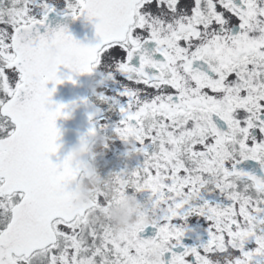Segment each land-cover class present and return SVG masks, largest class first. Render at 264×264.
I'll return each instance as SVG.
<instances>
[{"label": "snow or ice", "instance_id": "6c2138e0", "mask_svg": "<svg viewBox=\"0 0 264 264\" xmlns=\"http://www.w3.org/2000/svg\"><path fill=\"white\" fill-rule=\"evenodd\" d=\"M66 5L65 16L98 18V42L49 25L50 0H0V264H149L144 247L159 243L158 264H264V175L246 167L264 169V0ZM79 74L98 75L94 94L120 115L110 125L97 108L89 134L111 127L142 157L86 206L72 154L51 158L68 115L55 85ZM130 187L150 195L135 227L117 231L106 210ZM192 216L209 224L195 246L183 242Z\"/></svg>", "mask_w": 264, "mask_h": 264}, {"label": "water", "instance_id": "95a60500", "mask_svg": "<svg viewBox=\"0 0 264 264\" xmlns=\"http://www.w3.org/2000/svg\"><path fill=\"white\" fill-rule=\"evenodd\" d=\"M96 23H98V18L96 17L88 19L85 14L78 18H72L71 16H65L63 13H59L58 11L50 13L48 18V24L52 27L67 25L71 35L83 44H95L98 42L99 37L95 27ZM60 53L61 47L59 45L51 49L49 52V63H54L56 57L60 55ZM61 71L70 72L69 69L64 68L63 66H61ZM91 76L92 74H79L74 77L76 83L65 79L63 83L55 85L56 91L53 93L52 100L56 103L68 105L65 109L68 115L66 117H58L56 121V125L60 130V137L57 141L60 148L57 153H54L51 156L52 160L56 163L62 162V160L72 152V149L79 144L80 140L89 134V129L93 126V121L90 120L89 117L91 113L96 112L98 107H96L88 98V84ZM48 86L53 87V84L50 82ZM85 99L87 102H85ZM52 106L54 107L55 105ZM101 115L102 111L97 113L96 117ZM93 133H96V131ZM107 152L108 150L105 149V153ZM76 163L79 165L80 171L74 178V184L72 187L75 188L74 195L75 199L78 201L79 195L77 182L79 175L82 171L87 172L91 163L89 162V156L86 161ZM260 175L263 174L260 173ZM93 203L92 200L90 203H83L81 205L86 206ZM149 229H153V232L149 236L155 235L157 230L151 227ZM149 236H145L144 238H148Z\"/></svg>", "mask_w": 264, "mask_h": 264}, {"label": "clouds", "instance_id": "9594fccd", "mask_svg": "<svg viewBox=\"0 0 264 264\" xmlns=\"http://www.w3.org/2000/svg\"><path fill=\"white\" fill-rule=\"evenodd\" d=\"M25 40H29L32 36L31 30H26L23 33ZM75 63V60H73ZM89 87L94 93L97 89L95 80L90 82ZM111 139L106 133L96 132L88 134L83 137L79 144L72 149V158L74 162L86 161L89 154L93 153L97 149H102L107 145L108 140ZM131 143V142H129ZM113 183L112 179L106 180L102 177L95 167L92 165L88 171L77 182L79 200L78 203H90L98 194H102L105 191V185ZM144 205L138 201L134 196L129 197L118 208H114L111 213V223L117 231H128L134 228L138 219H140L139 213ZM152 217H145L146 222L151 220ZM164 248L161 243L159 248L150 250V254L155 258H160L162 249Z\"/></svg>", "mask_w": 264, "mask_h": 264}, {"label": "rangeland", "instance_id": "374dc122", "mask_svg": "<svg viewBox=\"0 0 264 264\" xmlns=\"http://www.w3.org/2000/svg\"><path fill=\"white\" fill-rule=\"evenodd\" d=\"M51 3H53L57 9L58 12H64L65 8H66V0H50ZM37 12H40V9H35ZM110 88V87H109ZM107 88L108 93L112 94L111 92L116 89L115 87L112 88ZM102 90L101 88H99V84L97 83V91ZM105 122V121H102ZM112 124H114V121L112 122ZM111 142V143H110ZM107 143H110V146H113V151H114V157L111 160L112 166H115V168L109 172L100 174L102 177H104L106 180H108L109 178L112 179V174L113 173H117L120 172L123 169H131L137 166V164L140 162L141 158H138L136 156H129L128 152L132 150L133 145L131 143H127L121 139H118L117 141L115 140H108ZM94 156L97 154L99 155L101 158L102 157V150L101 149H97L96 151H94L92 153ZM92 160L94 162L95 158L93 156ZM259 166V164H258ZM260 167V166H259ZM264 171V169H262ZM83 177V176H82ZM81 177V178H82ZM112 185V183L106 184L105 185V191L108 190L110 188V186ZM150 193L147 191H143V192H137L135 188H129L127 190V195L119 200L118 202H115L112 204V206L107 209V215L109 216L110 220V213L114 208H118L121 204H123L129 197L134 196L138 201H140L144 207L142 208L141 212L139 213L140 219H141V214L144 211L145 208V202L148 200ZM96 198H94L95 200ZM140 219L137 220L136 224L140 221ZM135 224V225H136ZM188 230L186 231V234L183 238V242L184 239H192L194 241V244H191L190 242H184V244H187L189 246H195V245H199L202 242H206L207 240L206 237L209 239V235H208V221L206 220V218L204 217H199V216H192L188 219ZM135 227V226H134ZM161 245V243L159 244H155L152 246H145L144 247V253H145V260L149 261V264H158V261L160 258H155L150 254V250L152 249H156L159 248ZM255 244L254 242L250 243L248 245V247H254ZM180 250V249H179ZM163 255V249L161 251L160 257Z\"/></svg>", "mask_w": 264, "mask_h": 264}, {"label": "flooded vegetation", "instance_id": "af4514ba", "mask_svg": "<svg viewBox=\"0 0 264 264\" xmlns=\"http://www.w3.org/2000/svg\"><path fill=\"white\" fill-rule=\"evenodd\" d=\"M133 63H136V64H138L139 63V58L137 57L134 61H133ZM99 79V76L98 75H93V77H92V79H91V82L93 81V80H95V82H96V84L98 83V80ZM120 79H122V77L120 78ZM112 88V87H115V88H118L119 87V85L118 84H116L115 82H112V81H109L108 82V88ZM109 88V89H110ZM89 90H90V96H91V98L97 103V104H99V105H101L103 108H104V110H105V121H106V123H108V124H112V121L111 120H115V119H117V120H119L120 119V115H119V113H118V111H109V105L108 104H104V103H101L99 100H98V98H97V96L92 92V90H91V88L89 87ZM113 92V91H112ZM111 92V93H112ZM110 94V93H109ZM103 131H104V133H106L108 136H110V131H113L112 129H111V127H109V128H104L103 129ZM110 140V139H109ZM111 143V142H110ZM110 143H108L106 146H110ZM105 147V146H104ZM103 147V148H104ZM112 149H113V146H110ZM102 148V149H103ZM111 149V150H112ZM113 157H114V151H113V153H111L110 155H109V157H107V158H101L99 155H95V161L98 163V164H102V165H109V164H112L111 163V160L113 159Z\"/></svg>", "mask_w": 264, "mask_h": 264}]
</instances>
